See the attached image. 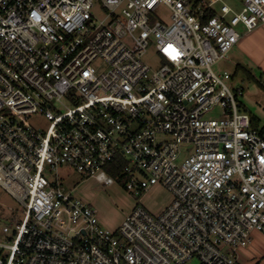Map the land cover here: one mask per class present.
Listing matches in <instances>:
<instances>
[{
	"label": "built area",
	"instance_id": "obj_1",
	"mask_svg": "<svg viewBox=\"0 0 264 264\" xmlns=\"http://www.w3.org/2000/svg\"><path fill=\"white\" fill-rule=\"evenodd\" d=\"M236 1L0 0V186L23 208L0 264H241L264 232V130L213 66L239 24L264 23V0ZM63 164L173 198L112 230L63 185Z\"/></svg>",
	"mask_w": 264,
	"mask_h": 264
},
{
	"label": "rangeland",
	"instance_id": "obj_2",
	"mask_svg": "<svg viewBox=\"0 0 264 264\" xmlns=\"http://www.w3.org/2000/svg\"><path fill=\"white\" fill-rule=\"evenodd\" d=\"M227 1L239 5L236 0ZM96 12L99 13L98 10ZM156 15L157 18L169 22L171 10L161 5L156 10ZM238 29L242 34L241 40L230 50L226 58L213 66V69L218 73H223L225 70L231 73L232 77L228 79V83L235 91L242 110L259 117L260 125H264V88L261 85L264 83V23H260L252 30H247L243 24H239ZM145 60L153 67H159L161 63L160 54L153 46L149 48ZM238 63L251 70L255 78H250L242 69L237 70ZM220 110L221 107H217L215 113H219ZM29 119L36 127L45 129L49 125V120L41 113L31 114ZM59 170L63 185L91 204L97 211L100 224L112 230L119 228L126 215L137 204H142L153 214H158L173 198L171 192L160 184L152 186L148 191L137 193L127 189L118 179L111 185H105L95 177L77 171L69 164L60 165ZM22 217V206L0 186V242L8 241L13 234L16 220ZM5 226L10 230L4 231ZM255 231L252 233L251 243L255 245L256 251L254 252L255 248L252 247L250 255H258L261 261L257 264H264V232ZM248 245L247 248L251 244ZM243 248H240V253ZM7 252L8 250L0 247V257L5 256Z\"/></svg>",
	"mask_w": 264,
	"mask_h": 264
},
{
	"label": "trees",
	"instance_id": "obj_3",
	"mask_svg": "<svg viewBox=\"0 0 264 264\" xmlns=\"http://www.w3.org/2000/svg\"><path fill=\"white\" fill-rule=\"evenodd\" d=\"M236 69L237 70L242 69L250 78H255L253 72L251 70H249L248 68H246L245 66H243L241 63L237 64ZM261 85L264 88V83H262ZM251 118H252L253 125L263 131L264 130V125H260L259 117H257L256 115L251 114ZM126 163H127V160L124 157L118 156V158L116 159V162H113L112 164H108L107 169L112 174H115V171L120 170V167L122 165L126 164Z\"/></svg>",
	"mask_w": 264,
	"mask_h": 264
},
{
	"label": "crops",
	"instance_id": "obj_4",
	"mask_svg": "<svg viewBox=\"0 0 264 264\" xmlns=\"http://www.w3.org/2000/svg\"><path fill=\"white\" fill-rule=\"evenodd\" d=\"M254 232H256V231H254ZM252 243H250L251 245L249 244L250 246L248 245L249 246L248 248L244 247L242 249V252L239 255V259H240L241 264H257V263H260L261 260L258 259L259 258L258 255H256V254L250 255L251 254L250 249L252 247H253V249L255 248V245H253ZM255 251H256V248L254 249V252Z\"/></svg>",
	"mask_w": 264,
	"mask_h": 264
}]
</instances>
